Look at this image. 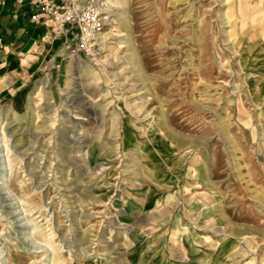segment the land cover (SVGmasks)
I'll return each mask as SVG.
<instances>
[{"label":"rangeland","instance_id":"374dc122","mask_svg":"<svg viewBox=\"0 0 264 264\" xmlns=\"http://www.w3.org/2000/svg\"><path fill=\"white\" fill-rule=\"evenodd\" d=\"M108 1L0 95V264H264V0Z\"/></svg>","mask_w":264,"mask_h":264},{"label":"crops","instance_id":"0c3cea01","mask_svg":"<svg viewBox=\"0 0 264 264\" xmlns=\"http://www.w3.org/2000/svg\"><path fill=\"white\" fill-rule=\"evenodd\" d=\"M33 13L26 0H0V95L19 90L66 51L64 37L53 40L50 24L32 21Z\"/></svg>","mask_w":264,"mask_h":264},{"label":"built area","instance_id":"2783aa9c","mask_svg":"<svg viewBox=\"0 0 264 264\" xmlns=\"http://www.w3.org/2000/svg\"><path fill=\"white\" fill-rule=\"evenodd\" d=\"M34 13L51 26L53 40L64 37L67 54L91 56L113 24V6L108 0H26Z\"/></svg>","mask_w":264,"mask_h":264},{"label":"bare ground","instance_id":"6f19581e","mask_svg":"<svg viewBox=\"0 0 264 264\" xmlns=\"http://www.w3.org/2000/svg\"><path fill=\"white\" fill-rule=\"evenodd\" d=\"M114 7V6H113ZM117 8V7H116ZM121 9H123L122 7H121ZM117 10H119V8L117 9ZM121 13V12H120ZM126 12H124V14H125ZM121 16H122V14H121ZM122 18V17H121ZM122 19H124V18H122ZM105 35V34H104ZM104 35H103V37H104ZM67 59L68 60H73L74 61V63H79L80 62V60H79V55H76V54H68L67 55ZM5 147V146H4ZM3 199V198H2ZM7 263V262H6Z\"/></svg>","mask_w":264,"mask_h":264}]
</instances>
